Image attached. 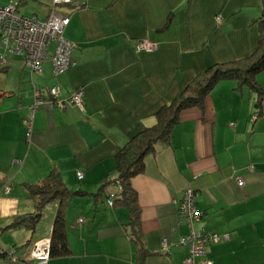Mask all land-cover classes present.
<instances>
[{"label":"crops","instance_id":"0c3cea01","mask_svg":"<svg viewBox=\"0 0 264 264\" xmlns=\"http://www.w3.org/2000/svg\"><path fill=\"white\" fill-rule=\"evenodd\" d=\"M8 2L15 3L18 14L37 18L46 17L51 7V0H0V5ZM257 5L260 0L59 3L55 9L68 17L62 36L76 46L69 52V66L55 72L47 57L38 70L29 71L0 44V232L20 244H11L17 254L49 232L57 204L43 206L32 230L7 225L14 215L34 209L26 186L54 169L76 192L64 199L69 251L49 256L44 264H134L139 243L144 249L140 264H184L187 246L175 240L187 229L176 224L177 202L186 187L200 210L193 229L229 234L204 245L212 264L264 262V103L252 117L256 92L235 77L214 81L201 107L180 108L166 139L131 176L137 233L125 204L106 203L113 185H102L115 175L116 149L152 124L160 105L201 78L210 65L254 50ZM142 38L155 48L136 51ZM51 85L61 96L80 86L83 108L67 101L62 107L38 103L26 135L22 118L33 101L32 89L47 96ZM261 91L264 98V83ZM162 237L167 239L164 248ZM199 259L194 256L193 263Z\"/></svg>","mask_w":264,"mask_h":264},{"label":"trees","instance_id":"16d2710c","mask_svg":"<svg viewBox=\"0 0 264 264\" xmlns=\"http://www.w3.org/2000/svg\"><path fill=\"white\" fill-rule=\"evenodd\" d=\"M257 28V40L254 50L246 57L215 63L210 65L201 75L193 79L183 90L173 97L168 103L160 105L156 112L155 121L143 126L120 145L114 154L115 175L103 182L102 185L111 183L113 186L118 181L119 188L114 192V201L122 202L130 212L132 231L137 233L138 205L136 194L130 185V178L140 172L147 155L155 150L158 142L166 139L171 123L177 117V111L185 106H202L203 96L211 84L222 77H235L238 82L247 84L256 92V114L261 113V86L254 74L264 67V0H260V13L254 19ZM101 185V186H102ZM112 186V187H113ZM27 192L34 202V209L23 214L14 215L7 227L24 226L33 229L39 219L43 206L50 201L56 202V209L52 217L51 227L48 232V254L57 256L68 253L69 246L65 234L64 205L65 197L73 191L65 186L57 170H50L39 182L27 185ZM112 190V189H111ZM136 235V234H135ZM144 252L141 243L137 247V258L134 264H140L141 254ZM1 255V254H0ZM2 258V257H0ZM20 262V261H19Z\"/></svg>","mask_w":264,"mask_h":264},{"label":"built area","instance_id":"2783aa9c","mask_svg":"<svg viewBox=\"0 0 264 264\" xmlns=\"http://www.w3.org/2000/svg\"><path fill=\"white\" fill-rule=\"evenodd\" d=\"M71 0H51V7L44 18L35 16H24L16 12L14 2H8L0 5V44L3 48L12 51L18 55L24 66L29 70H38L40 63L44 58L50 60L53 71H61L67 68L70 64V50L76 46L75 42L66 40L62 36V29L68 23V17L59 13L55 9V5L59 3H70ZM52 43L53 47L49 54H46L47 46ZM136 51H150L155 48V44L146 38H142L135 43ZM48 95L42 94L37 87L32 89L33 101L29 104L28 115L22 118V122L26 127V135L29 133L31 116L34 105L38 103H55L62 107L63 102L72 103L79 109L83 108L82 88L76 86L69 92L61 96L57 85H51L47 89ZM264 103V98H261V104ZM262 109V108H261ZM262 111V110H261ZM257 114L254 113L252 117ZM77 178L82 176L80 170H76ZM238 185L242 184L240 177H235ZM119 188L116 181L112 190L107 194L106 203L113 204L115 190ZM7 189V186H4ZM194 192L190 187L183 190L180 200L177 202L176 224L184 223L187 227L184 234H179L175 243L186 244L187 253L183 257L184 264H194V256L199 255V264H212L211 260L205 255L204 245L208 242H215L219 239L229 238L228 232H216L211 230H194L192 223L199 218L200 210L194 205ZM81 217L78 218L80 220ZM48 234L38 237L31 241L28 250H22L19 254L16 253L14 245L6 248L0 247V257L2 261L10 263H30L44 264L48 254ZM161 247L167 244L166 237L160 240ZM20 261V262H19Z\"/></svg>","mask_w":264,"mask_h":264},{"label":"rangeland","instance_id":"374dc122","mask_svg":"<svg viewBox=\"0 0 264 264\" xmlns=\"http://www.w3.org/2000/svg\"><path fill=\"white\" fill-rule=\"evenodd\" d=\"M253 9L256 12V13H254V15L257 17V15H259V13H260V6L258 7V5H257ZM250 12H252V10ZM254 77H255V79L257 80V82L260 84V86L262 88V83H264V67L262 69H260L259 71H257L254 74ZM7 233L8 232H4V231H1L0 232V241H1L0 247L6 248V247L10 246L13 242H14V244L16 246H19L20 244L17 241H16V243H15V241H12V237L10 236L11 234H9V233H8V236H9L8 239H6V240L3 239V235L6 236ZM23 241H21V245H22V248L21 249H26L27 248V245H23L22 244ZM2 259L3 258H0V260H2ZM258 263L259 264H264V262H262V263L261 262H258Z\"/></svg>","mask_w":264,"mask_h":264},{"label":"water","instance_id":"95a60500","mask_svg":"<svg viewBox=\"0 0 264 264\" xmlns=\"http://www.w3.org/2000/svg\"><path fill=\"white\" fill-rule=\"evenodd\" d=\"M48 232H46L47 234ZM0 264H36L34 262H30V263H10V262H7V261H0Z\"/></svg>","mask_w":264,"mask_h":264}]
</instances>
